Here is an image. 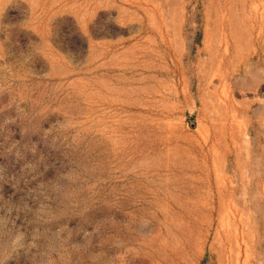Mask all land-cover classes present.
I'll use <instances>...</instances> for the list:
<instances>
[{"label": "rangeland", "instance_id": "obj_1", "mask_svg": "<svg viewBox=\"0 0 264 264\" xmlns=\"http://www.w3.org/2000/svg\"><path fill=\"white\" fill-rule=\"evenodd\" d=\"M0 264H264V0H0Z\"/></svg>", "mask_w": 264, "mask_h": 264}]
</instances>
